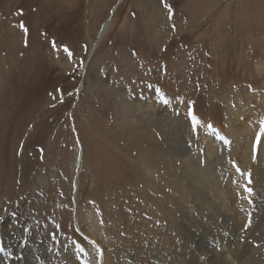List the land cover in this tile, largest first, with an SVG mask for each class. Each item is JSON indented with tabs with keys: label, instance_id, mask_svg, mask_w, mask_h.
<instances>
[{
	"label": "rangeland",
	"instance_id": "rangeland-1",
	"mask_svg": "<svg viewBox=\"0 0 264 264\" xmlns=\"http://www.w3.org/2000/svg\"><path fill=\"white\" fill-rule=\"evenodd\" d=\"M204 1L0 0V234L74 243L91 264L96 244L144 264L136 235L148 264H238L246 247L264 264V0ZM188 162L215 174L240 226Z\"/></svg>",
	"mask_w": 264,
	"mask_h": 264
},
{
	"label": "bare ground",
	"instance_id": "bare-ground-1",
	"mask_svg": "<svg viewBox=\"0 0 264 264\" xmlns=\"http://www.w3.org/2000/svg\"><path fill=\"white\" fill-rule=\"evenodd\" d=\"M114 8L115 7H113V9ZM111 25H112V23H111L110 20H105L103 22V24L101 25L99 31L97 32L96 39L94 41L90 42L89 53H92V51L96 48L97 44L102 40V38L107 33V31L109 30ZM63 51H64L65 54L63 52L60 53L61 55L64 54V56H63V58H60L59 61H61L60 64L64 68V67L68 66L69 64H71L69 62V60L72 61L73 58L71 56L72 52H71V50H70V48L68 46L66 47V49H63ZM0 87H2V85H0ZM109 94L113 97V99L116 98L115 91L111 90V91H109ZM115 101L118 102L119 100L115 99ZM114 105H117V104H114ZM154 105H155V103L153 104V102H148V104L146 106L150 108V107H153ZM120 110H122V109H120ZM240 132H241V135L236 134L237 137L242 136V135L244 136V134L246 133L245 126L242 127ZM170 135H172V134H170ZM174 136H175V134H174ZM179 139L182 140V138H179ZM211 146H213V145H211ZM246 146H247L246 154H248L249 153V145L246 144ZM182 153H183V151H182ZM185 154H186V152L184 151V156H185ZM77 157H79V156H77ZM77 160L78 159H76V161ZM188 166H189V172L191 174V177L194 178L197 181V185L199 187V189H197V190L201 191V190L205 189L206 191H211V193L214 196V198H216V200H218L219 206L222 208V210L225 211L226 214L224 215V217H226L225 218L226 221L228 222L231 219L232 221H234V224L237 223V226H240V224L242 223V220H243V216H242L243 212L241 213V212H239V210L237 211V209L235 207V204H234V198L228 192H226L223 189V187L220 186V184L218 183V179H216L215 174H212L209 171L201 173L200 170H197V169H195L193 167L192 162H188ZM147 180H148V178H147ZM208 181H209V183H208ZM211 199H213V198H211ZM216 200H215V202H216ZM209 202H210V200H209ZM0 214H3V213H0ZM11 217H12V215L10 217H8V218H5V219L8 220L6 222H15L16 219H13ZM93 218H94L93 216H89V217L84 218V220H85L84 226L90 232V234L92 236H95L94 233L97 232V224L94 223L95 220H93ZM17 220H18V215H17ZM86 220H88V222ZM116 221H118V218H117ZM119 221H121V220H119ZM5 223H4V225H5ZM12 230H16V229L14 227H11L10 229L5 230V232L0 234V249H2L1 252H3V253H0V264H91L90 263L91 262V257L86 255L84 250H82V248L80 246H78V245H76L74 243H72V244L71 243L64 244L63 246H61V253H57L56 252L57 251V249H56L57 244H55V243H51V242L34 243L36 245L27 243L26 245H23V243L19 241V238L17 237V235H15L14 240H12L13 237L11 239H7L8 231L11 232ZM129 233H133V232L129 231ZM135 238H134V236H132L131 240L132 241L136 240L135 243L138 244V247H139V249L141 251V254L139 256H137V255L135 256L134 255L135 257H131V259L143 260L144 264H148L144 260L148 257V255L146 254V251L149 250V248L145 247L146 243H145V241L142 240V236L136 235ZM120 243H121V245H123V242H120ZM131 244H132V242H131ZM32 246H33V250H31ZM127 246L130 247L129 242H128ZM202 246L199 245V248H200L201 251L203 250ZM130 248H129L128 252L132 251V249H130ZM209 248L205 247V249L208 252H211V250L214 251V248H211V249H209ZM248 248L247 247L245 249L243 248V249H241V251L239 253H237L236 257L238 258L237 259L238 264H253V262L250 261L251 260L250 259L251 256H250V252L249 251H254V248H252L251 250H248ZM92 249L96 252V254L98 256L97 257V262H95V264H115V263L112 262L111 258L108 256V254L105 251L103 252L102 248L98 244H96V246H93ZM126 249H122L121 250V252H123L124 255H126V253H127V252L124 253L126 251ZM35 251L38 252L37 255H35ZM134 252H136V251H134ZM133 253H132V255H133ZM247 253H248V255H247ZM66 255H69V256H66ZM220 257H222V256H220ZM123 258H125V256ZM112 259H114V258H112ZM223 259H224V261H220L219 262L220 264H229L228 261L225 258H223ZM231 259H233V258H231ZM178 262H180V261H178ZM121 263L122 264H126V263H123V262H121Z\"/></svg>",
	"mask_w": 264,
	"mask_h": 264
},
{
	"label": "crops",
	"instance_id": "crops-1",
	"mask_svg": "<svg viewBox=\"0 0 264 264\" xmlns=\"http://www.w3.org/2000/svg\"><path fill=\"white\" fill-rule=\"evenodd\" d=\"M151 0H149V2H150ZM170 1V0H169ZM174 1H182V0H174ZM192 2H194V3H190V4H188L189 5V7H195V8H198V7H202V3H201V0H191ZM211 1H215V0H206V1H204L205 3H206V7L207 8H209V12L210 11H214L217 7H218V5H216V4H214V2L212 3V4H208V3H210ZM152 2L154 3L155 2V0H152ZM215 2H217V1H215ZM218 4V3H217ZM179 5L180 6H182V4H180L179 3ZM215 5V6H214ZM169 7L170 8H172V6H171V4L169 5ZM190 11H192V12H190ZM187 12V11H186ZM189 14H191V16L194 14V11H193V8L192 9H190L189 11ZM203 12V10H200V13H202ZM195 13H197L196 12V10H195ZM149 20H150V18H148ZM203 19V18H202ZM186 21V20H185ZM151 23H154V19L152 18V20L150 21ZM184 22V21H183ZM201 24V23H200ZM187 27H184L183 29H182V25H181V28H180V30H179V35L182 33V30L183 31H185V29H186ZM171 29V28H170ZM175 35H176V33H175ZM161 36V35H160ZM173 36H174V33H173ZM172 36V37H173Z\"/></svg>",
	"mask_w": 264,
	"mask_h": 264
}]
</instances>
